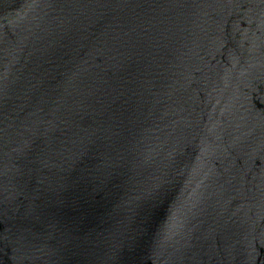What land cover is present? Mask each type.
Masks as SVG:
<instances>
[{"label": "water", "instance_id": "1", "mask_svg": "<svg viewBox=\"0 0 264 264\" xmlns=\"http://www.w3.org/2000/svg\"><path fill=\"white\" fill-rule=\"evenodd\" d=\"M0 264H264V0H0Z\"/></svg>", "mask_w": 264, "mask_h": 264}]
</instances>
